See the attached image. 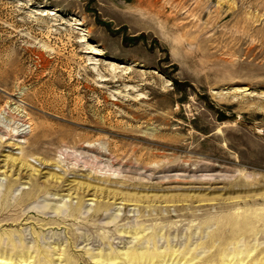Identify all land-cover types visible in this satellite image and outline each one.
Returning a JSON list of instances; mask_svg holds the SVG:
<instances>
[{
  "label": "rangeland",
  "instance_id": "obj_1",
  "mask_svg": "<svg viewBox=\"0 0 264 264\" xmlns=\"http://www.w3.org/2000/svg\"><path fill=\"white\" fill-rule=\"evenodd\" d=\"M0 264H264V0H0Z\"/></svg>",
  "mask_w": 264,
  "mask_h": 264
},
{
  "label": "bare ground",
  "instance_id": "obj_2",
  "mask_svg": "<svg viewBox=\"0 0 264 264\" xmlns=\"http://www.w3.org/2000/svg\"><path fill=\"white\" fill-rule=\"evenodd\" d=\"M20 130H21V129H20ZM22 130H24V131H25V129H22ZM22 130H21V131H22ZM21 131H20V132H21ZM19 134H20V133H19ZM19 134H18V135H19ZM21 134H22V133H21ZM16 135H17V134H16Z\"/></svg>",
  "mask_w": 264,
  "mask_h": 264
}]
</instances>
